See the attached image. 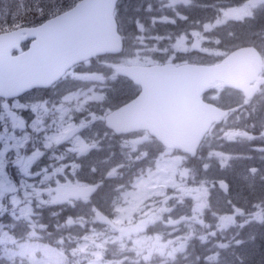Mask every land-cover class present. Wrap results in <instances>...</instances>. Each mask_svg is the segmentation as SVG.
<instances>
[{
	"label": "snow or ice",
	"instance_id": "1",
	"mask_svg": "<svg viewBox=\"0 0 264 264\" xmlns=\"http://www.w3.org/2000/svg\"><path fill=\"white\" fill-rule=\"evenodd\" d=\"M145 3L0 0V264H250L264 168L218 181L226 209L208 172L264 140V0Z\"/></svg>",
	"mask_w": 264,
	"mask_h": 264
},
{
	"label": "trees",
	"instance_id": "2",
	"mask_svg": "<svg viewBox=\"0 0 264 264\" xmlns=\"http://www.w3.org/2000/svg\"><path fill=\"white\" fill-rule=\"evenodd\" d=\"M151 2L154 4L155 9H160V3L156 4L155 0H151ZM203 2L206 3H211L212 0H203ZM120 3V9L123 13H127L129 17H131L133 14H135L136 9L133 8V5L131 4V2L129 0H119ZM155 14V13H153ZM185 14H188L187 12H185ZM212 11L211 10H202V9H194L191 12V15L193 18L199 19L201 17H210L212 16ZM160 15H171L170 11L167 10H160ZM144 17L147 19V13H144ZM190 23V22H189ZM262 23V21H260L259 19H257L256 21L252 22V27L255 30H258L260 27V24ZM178 26L183 28L186 27L185 23L183 21H178ZM250 25H245V24H235L231 30L235 31L237 36H239L241 38V41L244 39L245 35L247 34L248 30H249ZM177 28V25H171V24H165V23H157V25L155 26V32L153 34H160L163 35L166 32H174ZM241 41H236L237 43L241 42ZM28 44V42L24 43V47H26ZM117 87H119V85H117ZM206 96L208 98H211L213 96V92L209 91L206 93ZM244 142V143H243ZM223 146L222 147H218L219 149H222L228 153L231 152H240L242 153H249L251 155H253L254 157H260L263 161V157H264V153H261L259 151V149L264 148V142H257L256 140H252V141H227V142H222ZM247 159H252V157H246ZM244 159V158H243ZM264 162V161H263ZM217 162L213 163L212 166V170L214 171V177H219L225 180V182H227L229 184V186L233 189H235L237 187L238 184H240L241 188L243 187V185L241 184V179L239 178V176L236 173H231V172H225V173H221L218 172V169L215 167L217 165ZM233 162L228 166V168H230L231 166H233ZM235 167V171L236 170V166ZM210 169V170H211ZM214 177H212L209 172H208V178L210 180H215ZM243 196L247 197L248 193L246 191H242L241 193ZM59 212L60 213V217H59V222L63 223V219L66 216L69 215H74L76 213L77 210H70V209H65L64 211H61L59 207H53L51 209V211H45L43 213L44 219H43V223L49 225L48 231L49 232H53L57 223V219L56 217H53L51 215V212ZM4 223H7L8 221L5 220L3 221ZM252 228L257 229L259 228V225H254ZM245 236V230H242ZM247 237V236H245ZM259 239V243L262 244L264 243L263 239L258 238ZM45 242H49L48 240H43Z\"/></svg>",
	"mask_w": 264,
	"mask_h": 264
},
{
	"label": "rangeland",
	"instance_id": "3",
	"mask_svg": "<svg viewBox=\"0 0 264 264\" xmlns=\"http://www.w3.org/2000/svg\"><path fill=\"white\" fill-rule=\"evenodd\" d=\"M129 1L133 5L134 9L139 8V6L141 4H144L145 8L147 7V4L145 3V0H129ZM155 1H156V4L160 3V0H155ZM142 15L144 16V13ZM32 95L39 96V95H44V93H43L42 90H36V91L32 92ZM213 95H214V93H213ZM45 98H47V97H45ZM253 133H252V135H253ZM256 137H259V133H258V135ZM239 141H243V140H239ZM245 142H248V141H245ZM216 150L217 151H223L226 154H230V155H232L234 157V159L229 161L228 165L225 166V167H220L219 163H217V165L215 167L218 169V172H220V174L221 173H225V172L236 173L239 176V178L241 179V174L244 173L245 169H250V168H253V167H255L257 169L264 168V162H263L264 161V157H263V161H262V159L259 156L258 157H254L253 155H251L249 153H243L245 150L242 153H240V152L228 153V152H226V151H224L222 149H219V148H217ZM246 157H252V159H247ZM232 162H233L234 165L231 166L230 168H228V166ZM234 166H236L237 172L235 171V167ZM213 172L214 171L212 169L209 171V174L212 177H214ZM224 177H222V178H224ZM222 178L214 177V179L217 181V184H216V187L214 189H211V195H212V198H213L212 202L214 204L217 203V201H218L219 202L218 206L221 207V208L226 209L227 205L225 204L224 201H225V197H226L227 194L224 192L223 189H221L219 187V183H218L219 180H224ZM225 183H227V182H225ZM259 228H261V227L259 226ZM169 231H171V229H169ZM249 233L257 235V233L255 232L254 228H246L245 229V236H247ZM229 234H231V233H229ZM65 235H67V233H65ZM42 242L43 243H48V242H45V241H42ZM249 246H250V249H251L250 254H249L250 264H264V243L260 244L259 243V239L256 236V240L254 242L249 241Z\"/></svg>",
	"mask_w": 264,
	"mask_h": 264
},
{
	"label": "flooded vegetation",
	"instance_id": "4",
	"mask_svg": "<svg viewBox=\"0 0 264 264\" xmlns=\"http://www.w3.org/2000/svg\"><path fill=\"white\" fill-rule=\"evenodd\" d=\"M258 133H259L258 130H257V131H254L253 135H254V136H257ZM255 140H256L257 142H264V140H261L259 137H257ZM243 141H249V140H243ZM251 141H252V140H251ZM241 184H242V183H241ZM261 231H264V229H261V228H258V230L255 229V232L257 233L256 236H257L258 238L263 239V241H264V238H262L261 235H260Z\"/></svg>",
	"mask_w": 264,
	"mask_h": 264
},
{
	"label": "water",
	"instance_id": "5",
	"mask_svg": "<svg viewBox=\"0 0 264 264\" xmlns=\"http://www.w3.org/2000/svg\"><path fill=\"white\" fill-rule=\"evenodd\" d=\"M25 41H28V46L24 49L23 48V42H25ZM31 38L29 37V38H27V39H25V40H23L22 42H21V47H22V49L24 50V51H27L28 50V48H30L31 47ZM14 54H18V53H16L15 52V50H14ZM208 90H206V92H207ZM206 102H208V101H206Z\"/></svg>",
	"mask_w": 264,
	"mask_h": 264
}]
</instances>
